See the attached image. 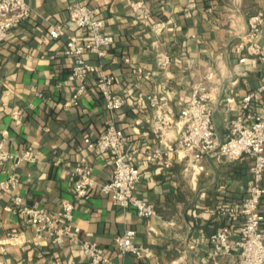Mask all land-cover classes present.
Instances as JSON below:
<instances>
[{
	"label": "crops",
	"instance_id": "1",
	"mask_svg": "<svg viewBox=\"0 0 264 264\" xmlns=\"http://www.w3.org/2000/svg\"><path fill=\"white\" fill-rule=\"evenodd\" d=\"M187 0H145L150 9L149 24L135 18L129 0H28L31 17L9 31L0 42V130L8 129L6 145L20 152L32 145L35 161L0 165V179L11 174L18 181L11 192L0 190V263L81 264L87 257L76 240L54 242L49 236L37 239L26 221L25 211L14 202L20 196L28 205L55 212L64 198L75 201L74 217L82 238L96 240L109 261L104 264H226L236 260L238 250L226 258L213 255L210 234L228 225L231 240L239 238L244 216L240 212L247 187L253 182V160L207 154L201 169L185 171L190 155L179 146L180 109L191 97L192 84L207 74L210 84L220 85L213 103L214 122L219 135L229 134L227 120L240 113L243 96L264 84V59L245 61L234 45L247 30L249 15L264 11V0H197L191 15L185 14ZM88 3L114 42L102 55L87 52L99 65L87 81V90L77 104L68 103L76 83L68 80L72 59L65 52L70 33L86 38V31L69 21V4ZM163 21L164 26L156 25ZM56 23H68L66 33L51 36ZM264 48V26L259 36ZM158 51L171 55L163 69L156 62ZM142 68L131 71L124 58ZM114 75L115 92L126 97L121 108L110 113L95 86L101 71ZM159 93L173 106L172 122L164 143L151 130L153 109L147 94ZM264 90L256 92L245 110L249 118L260 109ZM113 117L116 125L131 136L130 149L141 170L136 193L154 202L157 216L138 215L134 207H122L96 186L89 197L74 195V165L86 157L94 166L98 183L111 177V153L101 156L87 146ZM157 146L163 157L148 159ZM132 229L133 240L151 249L137 258L122 253L117 235Z\"/></svg>",
	"mask_w": 264,
	"mask_h": 264
},
{
	"label": "built area",
	"instance_id": "2",
	"mask_svg": "<svg viewBox=\"0 0 264 264\" xmlns=\"http://www.w3.org/2000/svg\"><path fill=\"white\" fill-rule=\"evenodd\" d=\"M197 6V0H187L184 6L185 14L191 15ZM129 7L135 18L149 24L151 12L145 0H129ZM68 10L69 21L77 28L85 30L87 34L86 38L82 39L78 34L70 33L65 47L66 54L72 59L68 80L76 83L68 103L77 104L80 96L87 90V79L99 70V65L91 62L86 53L95 52L102 56L115 38L111 32L105 30V21L97 16L94 8L88 3L73 2L69 4ZM31 12L28 0H0V42L9 36L13 27L31 17ZM155 24L165 25L163 21ZM247 25V30L234 45V50L241 54V61L255 56L264 59V48L259 41L264 26V11L249 15ZM67 27L68 23H56L51 26L49 32L51 36L59 37L67 32ZM124 60L130 64L134 74H143L142 68L133 63L130 57L127 56ZM156 62L160 68L165 69L171 64V55L158 51ZM210 76L209 73L207 78L192 84L191 97L179 111V146L191 157V163L185 167V171L201 169V160L207 154L228 159H238L247 154L253 160L250 167L253 182L247 187L240 205L244 221L240 226L239 238L232 241V230L226 225L210 234V242L214 246L215 256L226 258L234 249L238 250L236 260H227L226 264H264V101L260 109L249 118L245 115V110L250 106L256 92L264 90V84L243 96L242 111L229 117V134L222 138L215 126L213 111V103L218 99L220 85L210 84ZM95 81V86L105 98V107L110 113L124 105L126 97L115 92L116 80L112 73L103 70ZM146 96L154 113L151 130L159 141L164 143L165 132L172 122L173 106L159 93H149ZM8 137L7 128L0 130V165L5 162L18 165L23 161L32 162L37 159L32 145L25 146L20 152L7 147ZM130 140L131 136L116 125L113 117L108 120L104 132L99 137L87 138V146L96 149L101 156L106 151L111 153L112 174L107 181L98 183L94 177V166L86 157H82L71 172L75 183L74 195L89 197L93 189L99 186L100 192L108 194L114 203L122 207H134L141 216H157L155 203L139 197L136 193L141 170L135 159L138 149L128 148ZM147 156L149 160L157 161L163 157V148L157 146ZM17 181L18 178L14 174L0 179V190L11 192ZM14 202L20 210L25 211L26 221L33 228L37 239L49 236L57 243L69 238L76 240L80 250L87 257L81 264H104L109 261L96 240L81 237V228L74 217V200L62 199L60 208L55 212L43 206L25 204L20 196H15ZM135 233L134 230L128 229L124 234L117 235L116 245L122 253L130 252L143 259L151 254V249L136 244L133 240Z\"/></svg>",
	"mask_w": 264,
	"mask_h": 264
}]
</instances>
